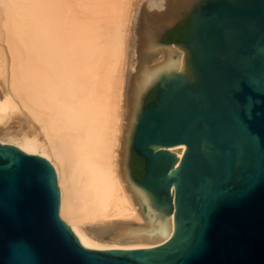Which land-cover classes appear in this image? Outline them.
<instances>
[{"label":"water","instance_id":"obj_1","mask_svg":"<svg viewBox=\"0 0 264 264\" xmlns=\"http://www.w3.org/2000/svg\"><path fill=\"white\" fill-rule=\"evenodd\" d=\"M166 5L153 15L140 7L142 51L163 48L167 58L133 77L119 151L145 224L82 228L101 243L155 244L170 235L173 215L172 237L148 248L84 247L60 216L49 161L0 143V264H264V0ZM186 19L185 39L164 42ZM171 44L184 51L180 72Z\"/></svg>","mask_w":264,"mask_h":264},{"label":"bare ground","instance_id":"obj_2","mask_svg":"<svg viewBox=\"0 0 264 264\" xmlns=\"http://www.w3.org/2000/svg\"><path fill=\"white\" fill-rule=\"evenodd\" d=\"M142 4L147 15L168 9V0H0V143L49 161L60 216L89 249L154 247L174 233L173 215L170 235L155 244L101 243L82 228L145 224L119 161L132 79L145 62L167 58L163 48L142 51ZM171 47L182 53L180 72L184 51ZM13 119L22 132L10 128ZM171 151L181 158L185 147Z\"/></svg>","mask_w":264,"mask_h":264},{"label":"trees","instance_id":"obj_3","mask_svg":"<svg viewBox=\"0 0 264 264\" xmlns=\"http://www.w3.org/2000/svg\"><path fill=\"white\" fill-rule=\"evenodd\" d=\"M186 35V27H184L183 29H175L172 30L168 33L167 36H165L164 38V42L166 43H171V42H175L177 40L183 39ZM138 158L135 157L134 162H133V170H134V175L138 176L139 174H142V170L140 169V167L142 166V162L140 161V163L138 162Z\"/></svg>","mask_w":264,"mask_h":264},{"label":"flooded vegetation","instance_id":"obj_4","mask_svg":"<svg viewBox=\"0 0 264 264\" xmlns=\"http://www.w3.org/2000/svg\"><path fill=\"white\" fill-rule=\"evenodd\" d=\"M189 26H190V21H189V19H186V20H183V21H181V22H179L176 26H175V28H173L172 30H175V29H183L184 27H186V35H185V37L187 36V31H188V28H189ZM171 30V31H172ZM170 32V31H169ZM168 32V33H169ZM168 33L166 34V36L168 35ZM185 37L183 38V39H185ZM180 40H182V39H180ZM177 41H179V40H177ZM154 99V98H153ZM152 99V100H153ZM151 101V100H150ZM135 157H137L141 162H142V166L140 167V169L142 170V174H139L138 176H136V175H134L135 177H137V178H139V179H142V177H143V173H144V171H143V160L141 159V158H139L138 156H136V155H133V157H132V160H131V167H132V170H133V162H134V159H135ZM138 160V162L140 163V161ZM133 172H134V170H133ZM134 174V173H133Z\"/></svg>","mask_w":264,"mask_h":264},{"label":"rangeland","instance_id":"obj_5","mask_svg":"<svg viewBox=\"0 0 264 264\" xmlns=\"http://www.w3.org/2000/svg\"><path fill=\"white\" fill-rule=\"evenodd\" d=\"M3 98V97H2ZM4 99V98H3ZM10 128L11 129H16L19 132L23 131V124L16 119L10 120ZM22 134V133H21ZM31 136V135H30ZM6 137L0 134V140H5Z\"/></svg>","mask_w":264,"mask_h":264}]
</instances>
